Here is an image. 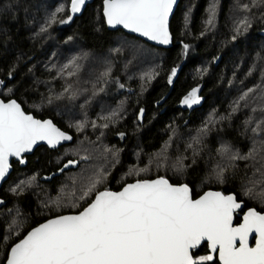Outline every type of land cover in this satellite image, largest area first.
Here are the masks:
<instances>
[{
  "label": "trees",
  "instance_id": "trees-1",
  "mask_svg": "<svg viewBox=\"0 0 264 264\" xmlns=\"http://www.w3.org/2000/svg\"><path fill=\"white\" fill-rule=\"evenodd\" d=\"M43 1L0 0V98H14L25 112L40 119L50 118L73 138L57 149L38 146L27 156L23 167L12 162V170L0 187V210L17 204L27 216V223L5 245V223L0 220V264L4 263L9 246L35 224L50 216L79 211L100 189L117 190L137 179L161 176L170 183H186L193 197L206 189L232 192L242 204L235 213V223L246 208L264 212V35L260 34L264 30V13L260 16L264 1L255 10L254 0H217L214 27L209 29L205 19L213 0H179L169 22V48L153 46L121 29L108 30L101 14L102 0L88 3L79 15L69 13L70 0H50V12L43 13L41 5H37ZM245 4L249 5L247 11L242 7ZM239 5L233 12L234 6ZM59 8L63 11H57ZM43 16L46 20L38 23ZM245 17L250 26L238 33L236 27ZM46 37H51L52 42ZM122 38L158 52L154 62L138 46L134 49L140 50L139 55L146 60L143 63L127 55L103 63V58L120 47L118 39ZM70 43L81 47L83 57L68 60L69 67L64 69L55 63L49 66V57L57 50L64 59L61 46ZM86 58L92 65L82 73ZM42 85H47L46 89ZM79 86L90 103L84 132L64 119L63 115L69 118L73 109L70 98L61 105L63 109L43 104V100L47 101L44 95L49 93L51 100L64 87ZM117 86L122 87L113 92ZM193 89L198 90L200 102L187 106L182 101ZM245 93L248 95L241 99ZM112 113L116 115L111 116ZM109 116L111 119L103 118ZM105 124L107 127H103ZM99 140L116 157L113 162L99 165L89 161L81 176L67 183L65 189L77 185L67 189V201L72 202L91 182L98 177L101 180L98 190L78 209L39 214L37 194L28 190L7 192V183L21 172L53 190L84 163L72 156L55 160L54 154L66 146L85 142L93 151ZM166 146L172 157L165 164L181 169L180 176L172 175L167 166L148 176L128 174L130 169L146 168L152 156ZM224 150L227 152L222 153ZM222 155L226 161L220 158ZM67 159L77 160L76 167L49 181L39 180V176L54 172ZM208 176L212 182L204 186L201 183L198 191V184ZM207 253L206 243L192 250L194 258ZM205 264L218 262L213 259Z\"/></svg>",
  "mask_w": 264,
  "mask_h": 264
},
{
  "label": "snow or ice",
  "instance_id": "snow-or-ice-1",
  "mask_svg": "<svg viewBox=\"0 0 264 264\" xmlns=\"http://www.w3.org/2000/svg\"><path fill=\"white\" fill-rule=\"evenodd\" d=\"M175 2L103 0V13L110 26L123 25L167 44L168 18ZM84 4L85 0H71V12H80ZM242 7L249 10L247 4ZM210 12L208 24L214 20V5ZM52 18L55 19V13ZM249 26L245 17L236 31ZM197 91L193 89L182 103H199ZM83 127L81 124L80 128ZM71 139L52 121L26 114L16 100H0V179L8 171L9 156L20 157L38 141L54 147ZM75 163L69 160L65 168ZM99 182L98 177L82 190L79 198L91 195ZM240 207L234 195L206 192L193 199L187 184L173 185L163 177L137 180L119 192H97L95 199L78 214L60 215L33 228L10 248L6 264H200L213 259L212 255L194 258L191 250L201 242H206L212 252H218L221 264H264V213L250 208L243 222L234 226L233 214ZM253 233L255 246L250 247L249 236Z\"/></svg>",
  "mask_w": 264,
  "mask_h": 264
},
{
  "label": "rangeland",
  "instance_id": "rangeland-1",
  "mask_svg": "<svg viewBox=\"0 0 264 264\" xmlns=\"http://www.w3.org/2000/svg\"><path fill=\"white\" fill-rule=\"evenodd\" d=\"M264 0H254V2H256V8L255 10L259 9V5L263 2ZM37 5H41V11L43 13H48L50 12V8L52 6V2L50 0H45L43 1V3L41 4H37ZM36 5V6H37ZM215 6V16H214V20L212 24H208L207 21L210 18V10L212 8V6ZM241 6H234L233 8V12L238 10ZM39 8V9H40ZM218 9V4H217V0H213L208 13L206 15V19H205V25L206 27H208L209 29L214 27V21L216 18V12ZM69 13L71 14L70 11V2H69V9H68ZM264 13V10L260 13V16ZM46 19L44 18V16L38 20V23L45 21ZM248 28V27H247ZM240 32H244V28L241 27V31ZM46 39H48L49 41L52 42L51 37H46ZM118 41L121 43L120 47L118 49H116L115 51H113L109 56H106L105 58L102 59L103 63L104 62H109L110 58L112 57H120L122 58L124 55L130 56L131 58H136V60L138 61V63H143L146 60L144 58H142L139 53L140 50H135V47H142L145 50V53L147 54L148 58L154 62L155 58L157 57L158 52H155L153 50H150L144 46H141L140 44L126 39V38H122V39H118ZM264 49V47H263ZM81 47L76 46L74 44H69L66 47H62L60 51L62 53H64V59L62 57H60V53L57 50L56 53H53L50 57H49V66L53 65L54 63L61 66L62 69L69 67V63L68 60L70 59H75V60H79V58L83 57V54L81 52ZM119 53L118 56L113 55L114 53ZM59 53V54H57ZM94 59H97V57H94ZM90 58H86L84 59V63L86 64L82 69V73L86 72L89 67L92 65L91 61L89 62ZM127 66V64H125ZM264 68V67H263ZM60 74V73H57ZM61 75V74H60ZM54 81V79H53ZM264 83V82H263ZM44 89H46L47 85H42ZM67 89V91H66ZM121 89V86L117 88H115V90L113 92H116L117 90ZM53 90H54V86H53ZM49 92V91H48ZM43 93V90L41 92ZM106 95H109V93L107 91H105ZM112 93V92H111ZM44 97L46 98L47 101L43 100V104H50L55 110H58V108L63 109L61 107V105L65 104L69 98L72 100L73 102V109L72 112L69 113V118L64 116V119L67 122H71L78 130L84 132V121L89 119V114L88 112V108H89V101L85 99L84 97V93L82 88L79 86L78 88L75 89H68L67 87L63 88L62 92L57 93L51 100L49 99V93L48 95H44ZM260 97V96H259ZM27 105L29 107H33V105L27 103ZM189 106V105H187ZM83 124L84 127L80 128V125ZM80 131H78L80 133ZM99 131L97 133V137L99 135ZM87 135V134H86ZM225 147V146H224ZM227 150L222 151V153H226ZM68 156H72L75 157V159H79L81 161H83L84 163L82 164V167L79 168V170L72 172L70 175L65 176L63 178V180L52 190L48 187H46L44 184L39 183L38 181H34L33 177L31 175H29L27 172H21L20 174H18L15 178H13L10 182L7 183L6 185V190L9 194H15V193H20L22 191H26L28 190L30 193H34L37 194V212L39 214H44V215H48L50 213H57L60 211H63L64 209L67 208H72V209H78L85 201L84 200H88V198L90 197H86L84 199H76L73 200L72 202H68L67 198H66V193H67V189L69 188H74L77 185L74 184L72 187H69L67 189H65L67 183L71 180V182H74L79 176H81L82 172L85 170V168L88 165V162L93 160L95 164H101L104 162H108V161H114L115 157H116V153L113 151H106L105 146L103 144L102 141H98L96 144V147H94L93 151L90 150L89 145L85 142L84 144H75L74 146H66L65 148L59 150L57 153L54 154V159L55 160H59L61 161L62 159H64L65 157ZM84 157H87V159H84ZM171 152L169 151V146H166L161 152L159 151V153L155 154L154 156H152L150 163H148V166L146 168H142V169H130L128 174H134L136 176H148L151 174H156L159 171H162L164 169L165 166L168 167V171L175 176H180L181 175V169H177V167L174 169L173 167H171L169 164H165V162L167 160H169V158H171ZM222 160L226 161L225 158L223 157V155L220 157ZM153 161H155V163H153ZM182 168V166H181ZM124 176V175H123ZM122 176V177H123ZM120 177V178H122ZM209 182H212L210 179V176L206 177L205 179L201 180V182L198 184V186H200L201 183H204L202 186L207 185ZM19 185V187H17ZM100 184L97 183L96 187L99 186ZM202 186L198 187V191H200L202 189ZM94 189V191H96V188ZM13 189H15V191H13ZM65 189V190H64ZM98 190V189H97ZM92 199V197H91ZM90 199V200H91ZM3 201H1L0 199V204H2ZM0 220H2L5 223L4 226V233H3V241H5V245L7 242H9L10 239L15 238L16 236H18L21 231L26 227V223H27V216L21 211L19 205L17 204H13L12 207L10 208H5L0 210ZM5 237L7 239H5ZM5 247V246H4ZM3 257V250L0 251V261L1 258ZM200 264H205V261L200 262Z\"/></svg>",
  "mask_w": 264,
  "mask_h": 264
},
{
  "label": "water",
  "instance_id": "water-1",
  "mask_svg": "<svg viewBox=\"0 0 264 264\" xmlns=\"http://www.w3.org/2000/svg\"><path fill=\"white\" fill-rule=\"evenodd\" d=\"M92 1H93V0H85V4L81 7L80 12H78V13H72V12H71V13H72L73 15H79V14H81L82 11H83V9L85 8V6H86L88 3H91ZM178 2H179V0H176V2H175L174 5H173L172 12L169 14V18H168L169 43H167V44H163V43H161V42L158 41V40H151L150 38L145 37V36H143V35L140 34V33H136V32L131 31L130 29H126V28H124L123 25L110 26V25L107 23L106 17L104 16V13H103V0H102V2H101V14H102V17H103V20H104V24H105V26H106V28H107L108 30L121 29V30L124 31L125 33L130 34V35H133V36H136V37L142 39L143 41H145V42H147V43H149V44H151V45H153V46L161 47V48H169V47L171 46V44H172V35H171L170 30H169V22H170V18H171V16H172V14H173V12H174V10H175V8H176ZM70 5H71V0H70ZM70 11H71V10H70ZM260 34L264 35V30H261V31H260ZM0 100H3V99L0 98ZM9 100H15V99H14V98H9V99H7V100H3V101L8 102ZM16 101H17V100H16ZM17 103H19V102L17 101ZM19 104H20V103H19ZM20 105H21V104H20ZM21 108H22V106H21ZM22 110H23V108H22ZM23 111H24V110H23ZM24 112H25V111H24ZM25 113H26V114H30V115L33 116L32 113H29V112H25ZM33 117H34L35 119H38V120H41V121H44V120H50V121H52L50 118L40 119V118H37V117H35V116H33ZM52 123H53L57 128H59V127H58L53 121H52ZM59 129H60L62 132L66 133L67 135H69V136H71V137L73 138V136H72L69 132H66V131L62 130L61 128H59ZM71 141H72V139H71V140H66V141H61L59 144L55 145L54 147H53V146H50L46 141H38L35 145L32 146L31 150H28V151L23 152V153L21 154L20 157L9 156V158H8L9 168H8V171H7V173L5 174V176H4L2 179H0V187L2 186L3 182L7 179L8 175L10 174V172H11V170H12V161H17L18 165H19L20 167H23V166H25V164H26V158H25V157H26L27 155H30L31 153H33V151H34L38 146L43 145V146L47 147L48 149H57L58 147H60V146H62V145H64V144H68V143H70ZM69 160H73V161H76V162H77V160H75V159H67V160L64 161V162L61 164V166H60L57 170H55L54 172H51V173H49V174H42L41 176H39V180H41V181H49V180L52 179V177L59 175L61 172L65 171V170H68V169H70V168H75L76 165H77V163L72 164V165H68V167L65 168V165L68 164V161H69ZM21 161H23V162H21ZM61 169H63V171H61ZM160 177H161V176H157V177H154V178H151V179H137V180H155V179H158V178H160ZM163 178H164V177H163ZM165 179H166V178H165ZM137 180H133V181H130V182H126V183H124V184H123L119 189H117V190H113V189H110V188H104V189H100V190L97 191V192H102V191H105V190H109V191H113V192H119V191H121V190L123 189V187H125L127 184L135 183ZM171 184H173V185H181V184H186V183H177V184H175V183H171ZM97 192H96V193H97ZM206 192H220V193H222V194L225 195V196H227V195H234L232 192H229V193H223L221 190H217V189H206V190H204L202 193H200L198 196H196V197H193V196H192V198H193V199H198L200 196H203ZM96 193H95V194H96ZM95 194H94L93 198L91 199V201H90L88 204H90V203L95 199ZM191 194H192V193H191ZM234 196H235V195H234ZM237 202L241 204L240 201L237 200ZM88 204L85 205V206H84L82 209H80L79 211H76V212H66V213H61V214H57V215H54V216H50V217L46 218L45 220H43V221H41V222L35 224V225L32 226L31 228H29V229L23 234V236H22L21 238H19L18 240H16L14 243H12V244L9 246V248H8V250H7V254H8V252L10 251V248H11L15 243H18L19 240H22V239L27 235V233H28L29 231H31L33 228L38 227L39 225H41V224L47 222L48 220H50V219H54L55 217L60 216V215H73V214H78L80 211H83V209L86 208V207L88 206ZM241 208H242V204H241V207H240L239 209L236 210V212H239V210H241ZM250 208H253V207L246 208L245 210H243V211L240 213V219H239V222H237V223H235V221H234V216H235V213H236V212H234V214H233V225H234V226H238L240 223L243 222V216H244V214H245ZM254 209H255V208H254ZM257 211H258V210H257ZM258 212H261V211H258ZM261 213H264V212H261ZM255 239H256V234H255V233H253L252 235L249 236V246H250V247H254V246H255ZM203 243H206V242H201L200 245H202ZM200 245H199V246H200ZM206 246H207V243H206ZM237 246H238V242H237ZM192 250H193V249H192ZM192 250H191V251H192ZM207 251H208V255H212L213 257L215 256V257H216V260H217V262H218V264H221V262H220V260H219V254H218V252H212L211 249H210L208 246H207ZM7 254H6V257H7ZM3 264H6V258H5Z\"/></svg>",
  "mask_w": 264,
  "mask_h": 264
},
{
  "label": "flooded vegetation",
  "instance_id": "flooded-vegetation-1",
  "mask_svg": "<svg viewBox=\"0 0 264 264\" xmlns=\"http://www.w3.org/2000/svg\"><path fill=\"white\" fill-rule=\"evenodd\" d=\"M31 154H32V153H31ZM31 154H30V155H31ZM27 156H28V155H27ZM27 156H26L25 158H27ZM12 162L17 163V161H12ZM17 164H18V163H17ZM207 255H208V253H207ZM213 259H216V257L214 256ZM213 259H212V260H213ZM216 261H217V260H216Z\"/></svg>",
  "mask_w": 264,
  "mask_h": 264
}]
</instances>
